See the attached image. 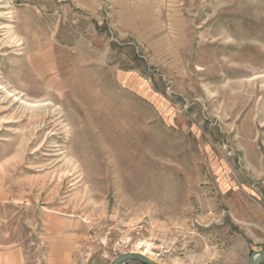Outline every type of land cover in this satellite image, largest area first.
Returning <instances> with one entry per match:
<instances>
[{"label": "rangeland", "instance_id": "obj_1", "mask_svg": "<svg viewBox=\"0 0 264 264\" xmlns=\"http://www.w3.org/2000/svg\"><path fill=\"white\" fill-rule=\"evenodd\" d=\"M263 250L264 0H0V252Z\"/></svg>", "mask_w": 264, "mask_h": 264}, {"label": "water", "instance_id": "obj_2", "mask_svg": "<svg viewBox=\"0 0 264 264\" xmlns=\"http://www.w3.org/2000/svg\"><path fill=\"white\" fill-rule=\"evenodd\" d=\"M264 259V250L259 251L253 254V257L248 261L247 264H258ZM128 261H135L141 264H157L152 260L148 259L144 255L138 253H129V254H122L117 257V259L110 263V264H123Z\"/></svg>", "mask_w": 264, "mask_h": 264}, {"label": "crops", "instance_id": "obj_3", "mask_svg": "<svg viewBox=\"0 0 264 264\" xmlns=\"http://www.w3.org/2000/svg\"><path fill=\"white\" fill-rule=\"evenodd\" d=\"M0 264H24L17 252H0Z\"/></svg>", "mask_w": 264, "mask_h": 264}]
</instances>
